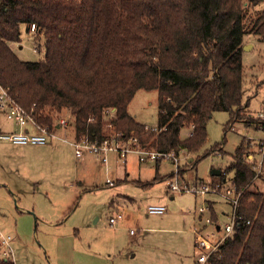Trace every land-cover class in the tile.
<instances>
[{"label":"trees","instance_id":"16d2710c","mask_svg":"<svg viewBox=\"0 0 264 264\" xmlns=\"http://www.w3.org/2000/svg\"><path fill=\"white\" fill-rule=\"evenodd\" d=\"M262 1L0 0V82L39 124L53 127L67 111L79 137L121 134L159 151L195 152L215 111H229L231 126L243 109V47L248 34L264 41ZM22 25L45 48L40 60L13 49ZM141 89L158 91L155 128L128 110ZM185 128L192 133L183 138ZM251 150L244 138L226 168L239 188L255 175ZM240 213L251 223L237 226L211 264H264V190H246Z\"/></svg>","mask_w":264,"mask_h":264},{"label":"rangeland","instance_id":"374dc122","mask_svg":"<svg viewBox=\"0 0 264 264\" xmlns=\"http://www.w3.org/2000/svg\"><path fill=\"white\" fill-rule=\"evenodd\" d=\"M256 9L264 10V0ZM30 33L22 25V41L11 45L21 59L37 61L45 48L37 49ZM243 63L238 118L230 126L231 113L215 111L203 146L179 150L177 179L172 159L152 161L129 152L125 161L109 152L107 168L100 155L78 160L61 142L21 145L0 139V231L14 238V263L195 264L200 253L195 212L205 195L172 191L168 181L178 180L182 187L211 181L213 170L228 171L244 138L261 135L251 116L264 111V41L254 34L245 37ZM128 110L138 122L157 127L158 91L139 90ZM62 117L72 118L64 111L56 120ZM19 130L0 111V131ZM189 132L185 128L182 137ZM215 200L218 208H227L221 197ZM150 205H164L166 211L152 214ZM118 214L122 220L111 224Z\"/></svg>","mask_w":264,"mask_h":264},{"label":"built area","instance_id":"2783aa9c","mask_svg":"<svg viewBox=\"0 0 264 264\" xmlns=\"http://www.w3.org/2000/svg\"><path fill=\"white\" fill-rule=\"evenodd\" d=\"M36 25L30 26V32L34 33ZM114 110V109H113ZM112 110V111H113ZM0 111L8 119L19 125L21 130L12 132H1L0 139L9 140L15 144H40L47 145L61 142L68 145L74 151L76 159H83L87 153L100 155L102 161L109 168L108 153L117 152L118 157L127 160L129 152L139 154L141 158L152 161L161 159H172L176 165L175 176H179L180 156L171 149L159 151L142 145L137 137L123 138L121 134L109 136L102 140H92L88 136H77L73 120L60 118L53 127L39 124L34 115L25 108L12 94L9 87L0 82ZM252 117L253 127L261 132L258 139L247 138L252 144V153L248 161L251 163L255 175L252 181L243 188H239L232 176L224 172V178L215 183L208 181L204 184L182 187L177 181H168L172 191H186L194 194L205 195L204 204L195 212L196 223L194 233L196 246L200 253L195 264H211L210 258L217 253L222 245L234 234L237 226L242 222L250 224L251 221L244 218L240 213L241 200L244 192L248 189L264 190V111H260ZM71 127L73 129H71ZM63 130V131H62ZM73 130L74 132H70ZM192 131L190 132L191 135ZM211 196V197H209ZM214 196V197H213ZM221 197L227 208H218L215 197ZM148 211L152 214H163L166 211L164 205H150ZM122 214L112 216L111 224L119 223ZM133 230H131V233ZM14 238L0 231V257L13 261L15 257ZM251 264V263H246Z\"/></svg>","mask_w":264,"mask_h":264},{"label":"water","instance_id":"95a60500","mask_svg":"<svg viewBox=\"0 0 264 264\" xmlns=\"http://www.w3.org/2000/svg\"><path fill=\"white\" fill-rule=\"evenodd\" d=\"M221 173H222V170H221V169H215V170H213V172H212V174H213V175H216V176L221 175Z\"/></svg>","mask_w":264,"mask_h":264},{"label":"crops","instance_id":"0c3cea01","mask_svg":"<svg viewBox=\"0 0 264 264\" xmlns=\"http://www.w3.org/2000/svg\"><path fill=\"white\" fill-rule=\"evenodd\" d=\"M209 197H211V196H209ZM111 217H112V216H111ZM111 217H110V218H111ZM122 218H123V216H122ZM121 220H122V219H121Z\"/></svg>","mask_w":264,"mask_h":264}]
</instances>
